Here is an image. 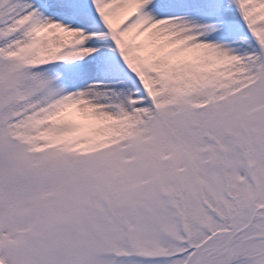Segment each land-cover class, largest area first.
<instances>
[{
  "label": "snow or ice",
  "instance_id": "snow-or-ice-1",
  "mask_svg": "<svg viewBox=\"0 0 264 264\" xmlns=\"http://www.w3.org/2000/svg\"><path fill=\"white\" fill-rule=\"evenodd\" d=\"M0 264H264V0H0Z\"/></svg>",
  "mask_w": 264,
  "mask_h": 264
}]
</instances>
